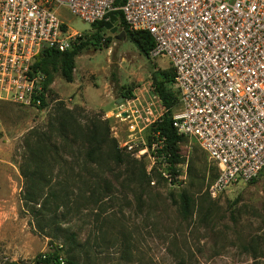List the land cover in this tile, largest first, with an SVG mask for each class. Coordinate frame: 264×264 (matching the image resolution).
Segmentation results:
<instances>
[{
	"label": "rangeland",
	"instance_id": "374dc122",
	"mask_svg": "<svg viewBox=\"0 0 264 264\" xmlns=\"http://www.w3.org/2000/svg\"><path fill=\"white\" fill-rule=\"evenodd\" d=\"M55 14L67 30L81 32L86 44L74 57L73 80L54 72L41 107L0 100V264H42L36 258L55 247L61 258L71 254L84 264H264L260 180L233 184L211 197L206 188L216 168L192 138L179 143L184 159L176 180L159 162L148 169L146 151L138 153L148 144V127L131 149L122 145L124 124L113 116L118 93L142 84V97L154 94L151 73L167 69V59L144 56L126 35L98 31L62 5ZM71 95L84 102L78 103L80 116L93 113L107 120L123 159L84 166L80 152L65 153L45 187H62L65 202L38 213L36 205L30 210L22 204L21 138L31 126H43L56 98L73 106ZM180 190L191 197L186 216L179 207Z\"/></svg>",
	"mask_w": 264,
	"mask_h": 264
},
{
	"label": "built area",
	"instance_id": "2783aa9c",
	"mask_svg": "<svg viewBox=\"0 0 264 264\" xmlns=\"http://www.w3.org/2000/svg\"><path fill=\"white\" fill-rule=\"evenodd\" d=\"M58 5L89 23L117 9L127 29L149 33L148 56L165 57L173 72L171 126L215 165L209 196L252 179L264 190V0H0V100L33 108L44 100L45 75L32 67L34 56L46 47L65 50L82 35L65 28ZM136 89L113 112L126 149L165 109L154 91L142 97L146 88ZM162 144L156 136L137 148L146 151L148 169L167 164L168 153L157 152Z\"/></svg>",
	"mask_w": 264,
	"mask_h": 264
},
{
	"label": "trees",
	"instance_id": "16d2710c",
	"mask_svg": "<svg viewBox=\"0 0 264 264\" xmlns=\"http://www.w3.org/2000/svg\"><path fill=\"white\" fill-rule=\"evenodd\" d=\"M112 13L116 14L118 25L125 32L126 37L133 41L141 54L148 56V50L152 45L149 33L145 30L127 29L120 11L114 9ZM103 22L102 19L90 24L100 31ZM93 35L95 39L100 37L98 32H93ZM107 39L106 37L105 41ZM85 44L86 40L80 36L77 42L65 50L46 47L34 56L32 67L44 73L43 87L46 91L49 89L48 85L54 72L65 80H71L74 56L81 51ZM172 75L173 72L170 66L167 69L153 70L151 73L152 89L165 109L160 118L149 125L147 139L149 144L156 139V136L163 137V144L161 148L157 149V152L164 151L168 153L166 155L167 164L164 168L168 175L175 179L177 164L184 159L179 143L186 137L177 134L171 126L170 110L176 101L175 92L168 86L172 80ZM129 94V89L118 93L119 96H128ZM55 100L56 102L52 104L51 112H49L43 126L33 125L22 135L21 159L17 164L19 174L23 179L22 204L27 205L30 210H32L31 207L36 205V212L38 213L43 212L46 209L45 206L51 205L56 208L65 202L66 198L64 197L67 196V192H62V187L45 190V187L50 184L52 169L54 166L57 168L61 166L65 153L68 154L73 150L80 152L84 166L106 158L115 159V161L123 159V153L117 147L115 138L109 135L106 119H101L93 113L80 116L79 113L82 108L79 104L68 107L60 98ZM43 101H41L39 107L43 105ZM151 132H157V135L153 136ZM70 156H72L71 153ZM88 171H90L89 168ZM88 174L90 173L88 172ZM253 180L255 179L249 181ZM56 184L61 186L60 181ZM177 195L181 213L186 216L189 211L191 197L184 190H180ZM36 261L42 264H84L71 254L59 259L56 247L43 256L40 254ZM5 264H19V262L9 260Z\"/></svg>",
	"mask_w": 264,
	"mask_h": 264
},
{
	"label": "water",
	"instance_id": "95a60500",
	"mask_svg": "<svg viewBox=\"0 0 264 264\" xmlns=\"http://www.w3.org/2000/svg\"><path fill=\"white\" fill-rule=\"evenodd\" d=\"M118 19L116 14L114 13H109L107 18L104 20L103 25H102V31L103 30H108L111 33H114V36L116 38H119L121 36L125 35V32L122 29H118ZM116 31V32H115ZM121 100L120 96L116 98L115 102H119Z\"/></svg>",
	"mask_w": 264,
	"mask_h": 264
},
{
	"label": "crops",
	"instance_id": "0c3cea01",
	"mask_svg": "<svg viewBox=\"0 0 264 264\" xmlns=\"http://www.w3.org/2000/svg\"><path fill=\"white\" fill-rule=\"evenodd\" d=\"M77 55V54H76ZM75 57V56H74ZM167 64H168V66H169V63L167 62ZM73 68H74V66H73ZM73 78H74V76H73V69H72V77H71V80H73ZM53 80V79H52ZM52 80H51V82L49 83V85H48V88H50V87H52ZM71 80H66V81H71ZM53 88V87H52ZM77 90V89H76ZM133 91H136V92H139V90L138 89H133L132 90V92ZM74 92H75V90H74ZM59 93V92H58ZM60 94V93H59ZM73 94V93H72ZM61 95V94H60ZM61 99V98H60ZM70 99H72V95H71V97H70ZM72 101L74 102V104H78V103H84V102H82V101H74L73 99H72ZM88 107V106H87Z\"/></svg>",
	"mask_w": 264,
	"mask_h": 264
}]
</instances>
